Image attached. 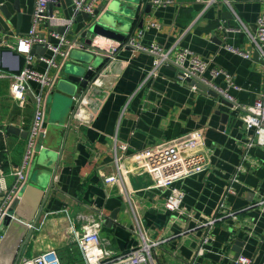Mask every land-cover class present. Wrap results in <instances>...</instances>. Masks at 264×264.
<instances>
[{
  "label": "crops",
  "instance_id": "crops-1",
  "mask_svg": "<svg viewBox=\"0 0 264 264\" xmlns=\"http://www.w3.org/2000/svg\"><path fill=\"white\" fill-rule=\"evenodd\" d=\"M112 1L115 0L109 2ZM117 2L123 32L134 34L142 30L137 43L146 47L158 43L164 48L176 45L205 57L214 56L219 67L231 73L240 87L228 88L221 75L213 78L218 87L233 96L232 103H253L264 91L261 61L254 56L244 58L224 47L230 44L254 54L249 37L236 29L223 42L217 31L221 18L239 27L234 18H224L229 7L223 2L205 7L203 0H174L172 4L152 6L143 13L144 4L137 7L126 0ZM33 4L34 0H19L21 15L17 22L12 0H0V7L7 6L10 13L6 21L0 10V23L6 29V33L0 31V39L6 38L13 44L16 36L30 29ZM232 8L245 26L254 31L257 16L264 10V0H232ZM53 13L59 19L72 17V1L57 0ZM140 19L143 23L137 28ZM150 22L159 25L149 26ZM85 24L86 21L73 23L74 34ZM50 27L45 24L41 28ZM68 35L72 40L77 38ZM102 57L109 62L99 71L95 90L86 103L78 106V117L72 118L70 126L64 123L61 127L53 118L50 121L51 115L56 117L57 113H46L47 137L37 146L40 150L36 151L26 184L30 191L40 187L32 185L30 180L40 178L38 161L55 146L58 149L53 152L54 185L20 256L34 257L56 249L62 264H81L82 255L72 224L76 231H81V215L92 214L101 221L99 236L103 247L114 255L138 246L141 232L147 239L158 242L151 251L152 264H239L235 247L241 251L240 255L256 263L264 262V203L261 202L264 145H249L253 130L245 128L239 110L226 106L222 95L216 97L192 90L189 83L178 80V73L170 65H162L155 75L150 74L155 56L149 51L123 46L114 59ZM35 66L41 71L45 69L41 61ZM30 85L32 92L37 91V82ZM224 113L229 116L222 123ZM32 118V106L18 107L8 93V80L0 78V126L4 131L0 133V148L8 149L7 153L0 151V168L6 174L19 164L24 138L8 133L5 127L12 125L27 131ZM195 131L201 132V139L189 152L202 154L203 168L175 183L184 193L179 210L165 208L170 187L154 186L145 172L126 174L116 182H103L115 172L116 145L126 143L127 153H131ZM10 181L11 177L7 176L6 183ZM229 186L234 192L225 196ZM34 199L29 198L20 208L31 213ZM223 199L236 217L218 219L210 227L201 225L222 216L217 209ZM64 208L67 213L57 211ZM112 212L116 213V219L108 220ZM236 240L241 245H235ZM73 259L81 261L71 263Z\"/></svg>",
  "mask_w": 264,
  "mask_h": 264
},
{
  "label": "built area",
  "instance_id": "built-area-1",
  "mask_svg": "<svg viewBox=\"0 0 264 264\" xmlns=\"http://www.w3.org/2000/svg\"><path fill=\"white\" fill-rule=\"evenodd\" d=\"M73 4V15L67 19H59L53 15L47 14L48 4L55 5L57 0H34V8L31 16L30 29L14 38V43L11 44L5 39H0L1 47L15 50L19 53L24 61L22 67L17 73L11 74L0 70V78L8 80V93L18 107L30 104L33 108V118L28 128V135L24 138V151L22 153L19 164L15 169H11L7 174L0 168V243L2 241L3 230L1 226L3 217L7 214V209L10 202L17 197V192L27 179V174L31 168V164L36 155V141L40 135L47 133L45 122V106L49 92L53 89L56 81L60 77V73L67 61L68 52L71 48L77 46L75 40H72L68 32L72 30L73 19L77 14L88 13L93 14L94 10L110 0H71ZM205 7H210L218 2H223L232 17L238 23L239 27L227 24L226 19L221 18L217 25V31L222 36L223 42L226 41L227 35L231 30H238L248 36L251 42L252 50L259 53V59L264 69V10L257 16L256 27L254 31H250L243 23L232 8V0H203ZM153 7L165 4H172L174 0H149ZM89 20V19H88ZM88 20L86 21L88 23ZM63 22V24L56 22ZM49 29L43 30V25H49ZM69 26L67 32L62 35L57 33L54 26ZM159 23L150 22L149 26L157 27ZM74 32V31H73ZM79 34V33H77ZM76 35V34H72ZM142 35V30H139L133 35L126 37L129 44L137 49L151 52L155 58L153 68L150 74L155 75L158 67L162 65H170L171 62L180 67L182 75L177 74L178 80L186 82V78L196 79L197 82L209 86L211 89L217 90L225 99L233 100V96L226 90L218 87L213 78L223 76L228 88L233 87L240 89L235 83L231 73L226 72L219 67L215 62V57H205L192 52L188 49H180L172 46L164 48L158 43H152L148 47L137 43V39ZM90 44L91 47L99 50L107 51L110 59H114L117 52L121 49L122 43L111 40L100 35H94ZM38 44H45L47 51L44 55L31 54L32 48ZM227 50L243 56L244 58H252V51H243L232 45H224ZM49 53V54H47ZM37 61L45 64L44 70L36 68ZM38 83L37 91L31 89V82ZM190 86V85H189ZM192 90H198L194 84L190 86ZM30 91L34 95V100H31L27 92ZM240 112V117L247 130L252 129L253 135L249 138V145L257 144L264 145V91L256 98L253 103L232 105ZM73 117H78V107L74 110ZM0 133L4 134L3 127L0 126ZM201 139V132L195 131L189 133L185 137L177 138L168 142L161 143L156 147L144 148L140 151L127 153L128 146L126 143L116 145L113 164L115 172L104 178L105 184L122 180L129 173L145 172L152 178L153 184L156 187H170V193L166 198L165 208L168 211H177L183 201V191L175 186L179 179L196 173L202 167V154L190 153L189 150L196 146V143ZM0 151L8 152V149L3 146ZM128 162V163H126ZM7 176L11 177L9 184L6 183ZM234 179V177L232 178ZM233 187L229 186L226 190L227 194L233 193ZM261 202L264 203V200ZM67 213V209L57 210ZM217 213L222 216H215L211 220L201 223L203 226L210 227L218 219H223L228 216L236 217L232 211L226 207L225 199L221 201L217 209ZM83 223L81 231H76L72 224V230L75 232L74 237L82 255L81 264H152L153 256L152 249L157 246L158 242L151 241L145 235H140V243L138 246L127 250L117 255H114L110 250H106L102 245L101 236H99L101 221L90 216L81 215ZM236 261L239 264H264V262L256 263L247 256L240 255ZM17 264H62L60 256L56 249H49L34 257L20 256Z\"/></svg>",
  "mask_w": 264,
  "mask_h": 264
},
{
  "label": "water",
  "instance_id": "water-1",
  "mask_svg": "<svg viewBox=\"0 0 264 264\" xmlns=\"http://www.w3.org/2000/svg\"><path fill=\"white\" fill-rule=\"evenodd\" d=\"M126 1L137 7L144 4L145 8L142 9L141 13L148 12V9L152 7L149 0ZM117 4V0L104 3L99 5L94 10L93 14H88L86 12L80 13L77 14L72 21L74 24H77L83 23L89 19L88 23L81 28L79 34L74 35L77 36V38L74 39L77 46L82 48L71 49L72 51L70 50L71 52H68V59L64 63L59 79L56 81L53 89L49 92L47 104L45 106L46 113H50V115L52 114L51 112H55V115L57 113V118L54 117V115H51L50 121L55 120L56 123L58 122L57 124L61 125V127H64V123L67 127L70 126L73 118L72 110L76 109L81 103H86L87 100H89L90 95L95 90V84L97 85L98 83L97 79L99 71H101L109 62V60H105V58L102 57L104 55H108L107 51L95 49L90 46L94 35L97 34L101 37L116 40L122 43L121 48L123 46L135 48L129 44V41L126 40V37L133 35V32H123L124 29L120 25L121 21L117 13ZM48 5L47 14L53 15L54 4L49 3ZM11 6L15 10L16 21L18 22L21 15L19 0H12ZM0 10L3 18L8 21L10 13L7 10V6L1 5ZM231 17L232 13L230 11H228L224 16V18L227 19H231ZM142 23L143 20L141 21L140 19V23L136 27H141ZM16 27H18V23ZM68 28V25L53 27L57 33L62 35L67 32ZM0 31L6 33V29L2 23H0ZM68 33L73 34L74 32L73 30H70ZM46 51L47 46L45 44H38L36 47L32 48L31 54L36 56L44 55ZM253 53L254 58L260 61L259 53H257L256 50H253ZM23 61V57L15 50L0 47V70L11 74L17 73L22 67ZM170 67L180 75L183 74L179 70L180 67L177 64L171 62ZM186 82L189 83L190 86L195 84L198 87V90H201L211 96H221L217 90L213 88L211 89L209 86L197 82L196 79L186 78ZM28 93L29 92H27V94ZM31 100H34V95H32ZM222 102L229 108L234 103L225 99H222ZM46 116L47 114L45 115V119ZM228 116L229 115L227 113H224L221 122L225 123ZM5 131L13 135H19L23 138H26L28 135V131L20 130L18 127H14L12 125H7L5 127ZM46 137L47 133L45 135H40L37 138L35 147L36 151L40 150L37 146H40ZM53 149L54 150L52 151H45L38 161V166H41L40 178L36 181L33 179L30 180L32 185L37 184V186L40 187H35L32 191H30L31 187L26 184V181H24L23 185L17 192V197L10 202L11 204L7 209V214L2 219L1 226L4 230L1 238L2 241L0 243V264H6L7 262L8 264H17L20 255L24 250H26L30 236L39 221L38 219L46 203V198L54 185L52 183V177L56 169V159L54 158L53 152H57L58 148L53 146ZM32 197H35V206L31 213H27L20 207H22L23 204L28 203V199ZM37 199H39V201H37ZM115 217L116 213L112 212L108 220L116 219ZM241 243L242 242L239 240L235 241V245H241ZM235 249L237 251V257L240 256L241 251H239V248L235 247Z\"/></svg>",
  "mask_w": 264,
  "mask_h": 264
},
{
  "label": "rangeland",
  "instance_id": "rangeland-1",
  "mask_svg": "<svg viewBox=\"0 0 264 264\" xmlns=\"http://www.w3.org/2000/svg\"><path fill=\"white\" fill-rule=\"evenodd\" d=\"M32 165H33V163H32ZM26 257H28V256H26ZM76 257H77V256H76ZM76 257H75V258H76ZM78 258H79V257H78ZM79 259H80V258H79ZM79 261H81V260H78V259H77V260H76V259L74 260V259H73V261H72L71 263H73V262H79Z\"/></svg>",
  "mask_w": 264,
  "mask_h": 264
},
{
  "label": "bare ground",
  "instance_id": "bare-ground-1",
  "mask_svg": "<svg viewBox=\"0 0 264 264\" xmlns=\"http://www.w3.org/2000/svg\"><path fill=\"white\" fill-rule=\"evenodd\" d=\"M6 264H8V262Z\"/></svg>",
  "mask_w": 264,
  "mask_h": 264
}]
</instances>
